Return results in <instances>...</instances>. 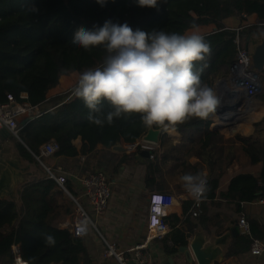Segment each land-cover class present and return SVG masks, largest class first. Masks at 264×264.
I'll list each match as a JSON object with an SVG mask.
<instances>
[{
    "label": "trees",
    "instance_id": "1",
    "mask_svg": "<svg viewBox=\"0 0 264 264\" xmlns=\"http://www.w3.org/2000/svg\"><path fill=\"white\" fill-rule=\"evenodd\" d=\"M32 6L38 11L31 13ZM251 15L264 21V0H161L158 9L140 8L135 0H107L104 6L96 0H0V105L6 104L7 96L12 95L41 112L25 126L20 123L22 143H15V148L41 176L24 184L16 196L0 199V264H15L14 246H19L20 257L27 264H93L86 240L55 225L62 214L73 212L75 204L65 197L64 190L49 177L37 158L43 161L42 148L54 141L59 150L53 157L75 159L83 155L90 161L100 153L98 145L111 150L135 143L149 128L140 114L114 119L112 125L105 123L103 127L91 124L86 119L88 109L82 100L73 97L72 91L47 100L48 92L63 75L102 64L106 55L103 47L86 51L71 42L80 27L93 30L111 20L118 24L126 22L133 30L163 29L183 34L193 24L215 25L216 31L204 36L211 46V55L195 64L202 82L211 87L215 78L234 63L237 37L243 43L249 34L264 35V25L241 27L237 32L224 24L231 17L245 19ZM261 81L264 86V74ZM102 109L107 113L110 107L105 102ZM209 125L208 120L193 118L176 127L183 136L178 147L188 149L190 157L198 160L193 166L190 164V169L194 174L208 172L209 190L201 199V212L196 216L201 218L207 216L211 205L233 204L239 213L243 204L264 200V119L256 125L254 136L237 134L227 140L210 131ZM78 138L82 141L80 150L74 144ZM166 143L168 138L164 137L161 146ZM238 150L250 164L261 165L260 173H240L225 190H220ZM65 186L73 194L68 182ZM182 206L187 221L197 210L196 202L187 200ZM181 222L177 217L170 222L171 232L177 233L176 238L171 237L172 245L166 244L171 254L187 245L185 232L179 229ZM249 224L251 236L239 235L229 246L230 256L250 252L253 240H264V224L256 219ZM47 236L54 237V245L45 242Z\"/></svg>",
    "mask_w": 264,
    "mask_h": 264
},
{
    "label": "crops",
    "instance_id": "2",
    "mask_svg": "<svg viewBox=\"0 0 264 264\" xmlns=\"http://www.w3.org/2000/svg\"><path fill=\"white\" fill-rule=\"evenodd\" d=\"M224 24L226 28L231 30L250 25H262L256 15L248 16L245 19L231 17L226 19ZM198 28L203 36L216 31L215 25H203L198 26ZM241 45L245 47V41ZM263 74L264 72L261 76ZM77 75L78 72L63 75L59 84L48 92L47 100L71 92ZM263 95L258 97L251 118L242 122V128H238L234 132L225 131L221 134L225 140L233 138L237 134L243 137L254 136L256 125L264 119ZM244 127L249 129L244 131ZM164 137L168 138V143L163 147L161 142ZM10 139L0 135V151L5 149V144ZM182 141L183 136L175 129V131H168L163 134L160 144L151 151L149 156L144 155L143 151L138 154L137 152L128 153L115 149L104 150L101 145H98L97 150L100 153L90 161L87 156L80 155L75 159L44 157L43 161L40 162L45 171L46 168H50L55 173L66 177L73 193L70 194L82 203L96 224L98 231L92 230L83 237L86 240L87 250L93 264H118L116 260L104 257V240L117 242L119 248L124 251L143 245L145 246L144 253L152 258L153 264H197L196 261L188 262L185 254L180 252V249L185 246L179 247L175 254L166 250L167 243L169 246L172 245L171 237H177L175 231L163 237H157L154 232H150L148 227L149 199L151 194L155 192L169 194L177 199V203L166 221L170 224L175 217L182 220L179 229L185 232L186 246H189L196 232H203L208 240L232 232L231 244L242 234L238 225L241 216H245L248 221L256 219L264 224V207L258 201L243 204L242 212L239 213L236 212L233 204L211 205L206 217L201 218L192 215L186 221L182 203L193 199L185 192L179 178L185 173L194 174V170L193 168L190 169V166H193L198 160L194 156L190 157L188 149L178 147ZM74 144L80 150L82 147L81 139L75 140ZM5 154L8 157L20 159L22 162L23 171L19 174L16 191L33 178L41 176L34 166L29 165L18 155L16 148L7 151ZM59 169L61 171H58ZM99 169L108 174L112 192L108 209L102 215L96 214L88 204L81 183L83 176ZM260 170V164H250L248 159L238 150L236 159L227 168L226 175L221 181L220 190H225L234 176L240 173L258 175ZM207 174V171L203 172L204 177ZM65 195L66 198L71 199L70 196ZM72 214L73 212L69 215L62 214L55 225L61 229H69ZM261 241L264 242V240ZM127 255L132 256L130 253ZM215 264H264V253L257 257L253 256L251 252H247L234 257L230 256L227 250L224 258Z\"/></svg>",
    "mask_w": 264,
    "mask_h": 264
},
{
    "label": "clouds",
    "instance_id": "3",
    "mask_svg": "<svg viewBox=\"0 0 264 264\" xmlns=\"http://www.w3.org/2000/svg\"><path fill=\"white\" fill-rule=\"evenodd\" d=\"M104 6L107 0H96ZM140 8L158 9L161 0H135ZM29 11L37 12L35 6ZM86 51L103 47L106 55L101 66L77 75L72 95L88 109L89 123L103 127L114 119L140 114L146 127L175 131L193 118L206 119L220 100L213 88L202 82L196 62L211 55V46L193 24L183 34L163 29L133 30L123 24L105 21L103 26L87 30L80 27L71 40ZM110 110L105 113L102 104ZM185 192L199 202L207 193L206 178L200 174L180 176ZM52 246L55 239L47 236Z\"/></svg>",
    "mask_w": 264,
    "mask_h": 264
},
{
    "label": "built area",
    "instance_id": "4",
    "mask_svg": "<svg viewBox=\"0 0 264 264\" xmlns=\"http://www.w3.org/2000/svg\"><path fill=\"white\" fill-rule=\"evenodd\" d=\"M240 30L241 28L236 29L237 32ZM235 44L236 57L234 63L228 71L218 78L217 85L212 86L220 103L216 111L210 114L207 120L210 122V131L218 132L220 135L225 131H236L243 121L250 118L257 98L264 94L261 74H257L250 69L248 52L241 45L238 37L235 39ZM7 100L6 104L0 105V133L3 130H7L11 138H16L21 142L19 136L20 123L24 119L32 120L34 117L40 116L41 112L37 107L31 106L26 101L18 102L12 95H8ZM157 146L141 139L135 143L125 144L124 149L128 153H134L145 150L152 151ZM58 150L59 146L52 141L42 148L41 156H53ZM37 160L42 162L41 157H38ZM46 171L49 177L58 183L75 204L69 225L71 233L75 237L83 238L92 230L98 231L86 208L67 190L65 186L66 177L55 173L50 168H46ZM58 171L61 170L59 169ZM205 178L207 180V177ZM81 183L90 207L96 214L102 215L105 213L112 195L108 174L104 170L99 169L83 176ZM195 202L197 210L194 211L193 216L196 217L201 212V200ZM258 202L264 207V200H259ZM149 203L148 227L150 232H154L157 237L169 234L172 231V227L166 221V218L175 207L177 199L169 194L155 192L151 194ZM238 225L243 235L251 236L250 224L245 216L239 218ZM104 244V257L114 259L118 264H153L152 258L144 253L145 246L143 245L124 251L119 248L118 243L115 241L104 240ZM250 252L253 256H261L264 253V242L258 239L253 240ZM127 253L132 254V256H128ZM13 254L15 264H26L20 257L19 246L13 247Z\"/></svg>",
    "mask_w": 264,
    "mask_h": 264
},
{
    "label": "water",
    "instance_id": "5",
    "mask_svg": "<svg viewBox=\"0 0 264 264\" xmlns=\"http://www.w3.org/2000/svg\"><path fill=\"white\" fill-rule=\"evenodd\" d=\"M259 23L264 25V21L259 19ZM245 49L249 56V67L257 74L264 72V35L261 37H253L247 35L245 40ZM30 120L24 119L21 123L25 126ZM165 131L163 129L148 128L142 141L159 145ZM0 135L3 138L10 139V133L3 130ZM22 143V141H21ZM117 151H125L123 146L113 148ZM0 151V199H6L16 196V186L19 174L23 171L20 159L8 157L7 151ZM144 155H151V151H143ZM19 155V154H18ZM71 232V230H69ZM232 232H227L221 236L208 240L203 232H196L189 246L182 247L180 252L185 254L188 262L196 261L197 264H215L224 258L225 253L229 249Z\"/></svg>",
    "mask_w": 264,
    "mask_h": 264
},
{
    "label": "rangeland",
    "instance_id": "6",
    "mask_svg": "<svg viewBox=\"0 0 264 264\" xmlns=\"http://www.w3.org/2000/svg\"><path fill=\"white\" fill-rule=\"evenodd\" d=\"M218 78L219 77H217L216 79L218 80ZM215 80V79H214ZM217 82V81H216ZM216 84V83H215ZM215 86V85H214ZM258 99V98H257ZM248 127H245L244 128V130L245 129H247ZM17 142H20L18 139H16V138H11L10 139V141L8 142V143H6L5 144V149H6V151H10L11 149H13V148H15V143H17ZM124 147V146H123ZM69 200H71L72 201V199H69ZM73 202V201H72Z\"/></svg>",
    "mask_w": 264,
    "mask_h": 264
},
{
    "label": "bare ground",
    "instance_id": "7",
    "mask_svg": "<svg viewBox=\"0 0 264 264\" xmlns=\"http://www.w3.org/2000/svg\"><path fill=\"white\" fill-rule=\"evenodd\" d=\"M216 81H217V82H215V83H216V84H215V86H216V85H217V83H218V80H216ZM221 83H222V82H221ZM221 83H220V84H221ZM220 84H219V85H220Z\"/></svg>",
    "mask_w": 264,
    "mask_h": 264
}]
</instances>
